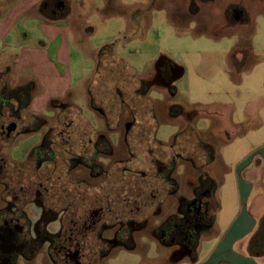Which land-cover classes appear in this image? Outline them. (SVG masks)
Listing matches in <instances>:
<instances>
[{
	"label": "rangeland",
	"instance_id": "obj_1",
	"mask_svg": "<svg viewBox=\"0 0 264 264\" xmlns=\"http://www.w3.org/2000/svg\"><path fill=\"white\" fill-rule=\"evenodd\" d=\"M42 1H51L50 10L53 11L58 2L62 7L59 15L63 17L57 25L65 31L68 58L67 64L56 66L60 76L66 78L65 84H72L74 88L68 97V105L79 92L82 95L74 107L76 111L68 109L64 115L53 114L52 105L56 106V103L48 105L45 118L53 119L56 128L52 139L60 144L58 134L63 132L70 146L85 143L91 133L86 120L97 135L107 137L109 130L116 128L123 138L124 124L131 120L135 122L125 144L122 142L125 138L116 142L115 150L120 156L112 157V170L101 179V200L111 195L109 199L116 213L112 225L143 221L138 215L125 217L121 202L131 197L132 202L139 201L138 206L142 207L146 194L156 184H153L158 172L156 159L166 164L176 155L191 160L195 168L182 162L175 173L176 178L184 181L183 185L191 190L202 174L210 173L216 177L221 174L220 152L234 163L252 142H258V138L251 135L257 130L244 137L242 128L249 130L254 121L259 122L258 117L264 118V111L261 112L264 110V93L260 89L264 81V57L261 55L259 60L250 57L241 73H236L230 62H242L256 38L264 42L259 36L260 29L256 34L253 31L254 24L264 19V0ZM239 13L241 17L237 23L236 14ZM36 26L38 28L37 24L31 23L26 28ZM37 28L33 35L21 24V40L25 41V35L26 40L37 39L40 34ZM60 38L58 36L52 45V53L60 46ZM169 65L182 73L174 86L176 93L170 89L152 90L150 102L145 98L146 92L151 85H156H141V82H150L157 67ZM176 107L182 109L180 115ZM153 110L158 115V122L152 121ZM21 114L23 118L25 113L22 111ZM104 115L109 119L106 120ZM22 118L17 120L18 134L30 125ZM157 127V136H154L155 132L150 129ZM207 129L210 130L208 139L223 140L220 145H214L216 162L209 165L212 155L204 144L208 141L204 137ZM38 131L14 136L8 145L10 164L29 158L30 149L42 138ZM228 137L232 140L224 142ZM48 141L51 142L50 138ZM128 157L131 158L129 164L117 162L119 158ZM122 169L129 170V178L124 181ZM230 170L234 171V168L230 167ZM213 204L214 213L216 205ZM129 209L135 210V205L127 212ZM115 231L113 228L105 236L113 239ZM134 232V251L115 249L101 264H141L155 258L148 235Z\"/></svg>",
	"mask_w": 264,
	"mask_h": 264
},
{
	"label": "flooded vegetation",
	"instance_id": "obj_2",
	"mask_svg": "<svg viewBox=\"0 0 264 264\" xmlns=\"http://www.w3.org/2000/svg\"><path fill=\"white\" fill-rule=\"evenodd\" d=\"M176 74L177 69L170 65L159 66L154 82L170 88ZM19 105L21 108L20 101ZM15 119L0 135V264H101L115 249H135L133 230L173 247L177 255L194 252L201 233L212 222L214 184L202 174L187 196L179 195L177 166L185 162L195 168L191 160L176 155L166 164L156 159L158 172L153 182L156 184L146 194L142 207L138 206L139 201L132 202L131 197L121 202L125 217L138 215L143 221L112 225L116 213L109 199L111 195L101 200V179L112 170V157L120 156L115 150L116 142L125 138L122 141L125 144L134 130V120L124 124L123 138L116 128H111L107 137L95 131L89 134L88 141L76 146H70L63 132L58 134L61 143H56L52 139L56 128H50L27 160L10 164L8 145L14 136L38 131L47 124L45 120L34 119L18 134L20 114ZM36 123L37 129L33 128ZM13 126L16 128L9 134L8 129ZM150 130L157 136L158 127ZM49 138L51 142L47 143ZM129 157L117 162L125 165L130 162ZM121 171L124 181L129 170ZM133 205L135 210L127 212ZM113 228L116 230L113 239L107 238L105 235Z\"/></svg>",
	"mask_w": 264,
	"mask_h": 264
},
{
	"label": "crops",
	"instance_id": "obj_3",
	"mask_svg": "<svg viewBox=\"0 0 264 264\" xmlns=\"http://www.w3.org/2000/svg\"><path fill=\"white\" fill-rule=\"evenodd\" d=\"M58 3L56 10L53 11L50 10L51 1L0 0V93L5 90L14 91L28 88L30 104L23 109L24 117H20L26 124H32L34 119L47 122L38 131L42 138L30 151L39 147L48 130L54 128L53 119L45 118L48 105L51 102L56 103V106L52 105L53 114L56 112V114L64 115L68 109L76 111L74 107L82 96L79 92L78 95H75L73 103L68 105V97L74 88L72 84H65L66 78L60 76L56 66L57 64H67L68 58L65 31L57 25L63 17L59 15V9L62 7ZM240 15V13L236 15L237 23L240 20ZM31 23L38 25L36 28L40 34L37 39L29 40H26L25 35V41H22L21 24L24 25L25 31L33 35L36 34V28H26ZM258 28L260 29L259 36L264 39V19L254 24L255 34ZM58 36H61L62 42L52 53L51 47L58 40ZM257 39L259 38L251 43L252 48H249L248 55L242 59V62L234 63L231 60L230 65L236 68V73H241L244 70L250 57L256 60H259L261 55L264 57V42ZM50 52L53 54L54 60L51 58ZM181 75L182 73L177 69L170 88L154 82L157 73L150 82H141V85L151 83L156 85L150 86L145 98L151 100V91L155 89H170L176 93L174 86L178 83ZM260 89L264 93V81H262ZM151 104L153 106V103ZM19 106V100L15 98L0 103V135L3 129L14 122L17 115L15 112H18V109V114H21L22 110ZM177 109L178 115H180L183 111ZM153 111L156 120L159 121L156 111ZM242 119V121L245 120V118ZM28 120L30 121L28 122ZM257 120L259 122L254 121L249 130L242 128V136L248 137L251 134L250 131L257 130L251 135L258 138V142H252L234 163L229 161L228 155L229 160L225 154L220 152L218 166L220 165L221 174L217 177L211 176L210 173L205 175L214 184L213 199L216 210L212 213L210 226L201 233L194 252L177 255L178 253L174 252L173 247L161 245L148 237L149 242L153 244L151 252L155 253V258L146 259L141 264H264V118L260 116ZM72 122L68 123L69 127ZM86 123L89 127L88 130L91 133L95 132L87 120ZM244 125L245 122L242 127ZM209 131L207 129L204 134L208 140L204 144L212 155L208 165L216 162L214 145L218 146L220 142H223L220 139H208ZM231 140L232 138L228 137L224 142ZM230 167H233L234 171L230 170ZM180 182L179 195L185 197L189 194V190L183 185L184 181L182 182L180 179ZM195 185L191 187H195Z\"/></svg>",
	"mask_w": 264,
	"mask_h": 264
},
{
	"label": "trees",
	"instance_id": "obj_4",
	"mask_svg": "<svg viewBox=\"0 0 264 264\" xmlns=\"http://www.w3.org/2000/svg\"><path fill=\"white\" fill-rule=\"evenodd\" d=\"M10 98H15L20 101L22 107L21 109H25V107L29 106L30 104V94L28 88H20L14 91H8L5 90L4 92L0 93V103L3 101L6 102V100ZM35 129L39 128V123H36V125L33 127ZM34 129V130H35ZM134 188V187H132Z\"/></svg>",
	"mask_w": 264,
	"mask_h": 264
},
{
	"label": "water",
	"instance_id": "obj_5",
	"mask_svg": "<svg viewBox=\"0 0 264 264\" xmlns=\"http://www.w3.org/2000/svg\"><path fill=\"white\" fill-rule=\"evenodd\" d=\"M15 128H16V127H15V126H13V128H12V129H8V133H9V134H11V133H12V132L15 130Z\"/></svg>",
	"mask_w": 264,
	"mask_h": 264
}]
</instances>
